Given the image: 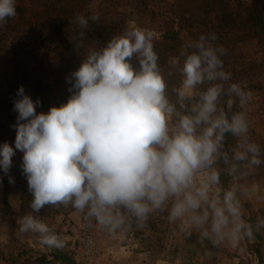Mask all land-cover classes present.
<instances>
[{
  "label": "clouds",
  "instance_id": "clouds-1",
  "mask_svg": "<svg viewBox=\"0 0 264 264\" xmlns=\"http://www.w3.org/2000/svg\"><path fill=\"white\" fill-rule=\"evenodd\" d=\"M16 15V0H0V28ZM99 19L76 16L81 40ZM154 38L131 23L89 48L67 78V102L47 113L17 90L14 147L0 145V170L8 174L23 153L31 211L16 222L49 251L66 246L39 216L49 206L71 207L111 236L163 219L183 240L195 237L209 260L214 249L264 237V215L253 219L245 207L254 191L248 179L264 167V145L251 136L252 91L225 70L216 34L186 41L165 65ZM9 201L19 212L23 199Z\"/></svg>",
  "mask_w": 264,
  "mask_h": 264
},
{
  "label": "rangeland",
  "instance_id": "rangeland-1",
  "mask_svg": "<svg viewBox=\"0 0 264 264\" xmlns=\"http://www.w3.org/2000/svg\"><path fill=\"white\" fill-rule=\"evenodd\" d=\"M65 1L16 0L29 18L25 20V31L17 33L6 27L0 28V145L7 142L14 147L16 132L11 126L16 123L18 113L14 111V99H11L12 86L19 85L24 74L30 79L39 77L50 83L62 75L61 67L55 66L58 59H54V54L44 46L62 41L51 32L50 26L55 25L60 8H68ZM252 5L264 19V0H74L72 8L80 10V15H98L97 22L101 27L113 20L116 31L122 32L131 23L151 29L155 33L156 51L168 58L178 54L186 41L195 40L201 34H216L214 43L226 49V55L222 57L225 70L232 72L234 82L253 93V100L248 105L251 136L264 145V43L258 36L248 35V26L238 35L243 40L231 42L232 32L219 24L225 9L233 12L239 22L247 17L246 10ZM36 25L49 29L37 31ZM173 32L176 34L169 35ZM95 43L87 44L86 53L95 47ZM15 53L17 61L22 59L21 69L15 66ZM61 54L62 51L56 53L57 56ZM69 73L67 70L63 75ZM58 96L56 93L40 99L37 113H47L51 107L67 102ZM229 143H232L231 138ZM22 157L23 153L17 150L9 173L0 170V264H39L35 262L37 258L45 255L51 260L54 251L42 246L36 235L19 232L17 217L31 211L32 199L27 179L22 174ZM10 177L14 183L10 182ZM248 183L254 191L245 207L255 219L264 215V167L250 177ZM10 197L23 199L19 212L12 209ZM39 216L65 238L66 246L62 251L68 252L80 264H160L167 258H171V264H264V237H258L256 243L242 242L235 249H214L209 260L204 255L205 248L196 243L195 237L190 241L183 240L163 219L150 222L142 231L111 236L88 227L71 207H45ZM88 244L94 245L90 258L85 254ZM14 259H18L17 262Z\"/></svg>",
  "mask_w": 264,
  "mask_h": 264
},
{
  "label": "trees",
  "instance_id": "trees-1",
  "mask_svg": "<svg viewBox=\"0 0 264 264\" xmlns=\"http://www.w3.org/2000/svg\"><path fill=\"white\" fill-rule=\"evenodd\" d=\"M66 5L68 8H60L58 16L54 20L53 27L50 26L51 32H55V36L61 38L62 41H57L50 44H45L44 47H48V51H51L54 54V59H58V62L55 66L61 67L62 75L53 83L45 82L41 78L30 79L27 74H24L21 78L20 84L12 86L11 88V99L15 100L18 97L16 96L17 90L20 86H23L25 89V94L29 95L33 101L37 99H42L44 97H50L59 94L60 99H67L71 95L69 88L71 84L67 81V78L70 76L72 70H75L79 67L81 59L86 55L87 44H94L96 41H102L100 44L95 43V47H99L101 44H105L112 35L118 34L121 31H116V23L112 20L109 24L100 26L97 21H89V27L85 29V36L83 40L80 39L81 29L77 26L76 16L80 14V10L73 9V1L66 0ZM212 4V3H211ZM17 15L14 18H9L4 27L8 28L13 32L19 33L20 31H25L23 28L26 25L25 20L27 18L26 10L21 6V4H16ZM48 11V10H47ZM45 11L47 14L48 12ZM247 17L245 19L241 18L238 22L234 17L233 12H229L225 9V14L222 15L219 24L221 28H225L228 32H232L230 35L231 42H239L243 38L239 37L240 30L244 27H249L248 35L250 37L258 36L259 41L264 43V19L259 15V10L256 6L252 5L246 10ZM90 14H86L85 17H90ZM73 22V23H70ZM37 26V25H36ZM49 27L37 26L36 30L44 32L48 30ZM175 32L169 34L173 35ZM168 35V37H169ZM42 36V35H41ZM14 45L11 46V52L13 51ZM62 51L63 54L57 56L56 53ZM17 53V52H16ZM15 53V66L21 69L22 59L17 61ZM161 65H165L168 57L166 55H159ZM67 70H70L69 75H63ZM230 71V70H227ZM231 72V71H230ZM232 73V72H231ZM230 139V138H229ZM22 256V255H21ZM51 260L48 256L42 255L35 260L39 264H80L68 253L62 250H54L51 253ZM18 259H14V262H17Z\"/></svg>",
  "mask_w": 264,
  "mask_h": 264
},
{
  "label": "built area",
  "instance_id": "built-area-1",
  "mask_svg": "<svg viewBox=\"0 0 264 264\" xmlns=\"http://www.w3.org/2000/svg\"><path fill=\"white\" fill-rule=\"evenodd\" d=\"M93 248H94V245H87L86 246V248H85V250H86V256H88L89 258L90 257H93V255H92V252H93Z\"/></svg>",
  "mask_w": 264,
  "mask_h": 264
}]
</instances>
